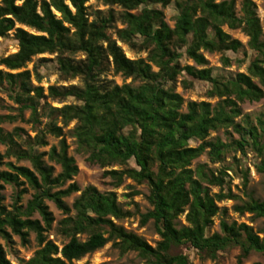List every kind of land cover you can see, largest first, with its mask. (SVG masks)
<instances>
[{
	"label": "trees",
	"instance_id": "trees-1",
	"mask_svg": "<svg viewBox=\"0 0 264 264\" xmlns=\"http://www.w3.org/2000/svg\"><path fill=\"white\" fill-rule=\"evenodd\" d=\"M88 1L0 0V38L13 32L19 47L0 59L5 69L0 70V91L17 111L16 116H0V121L21 119L22 112L28 110L27 122L35 132L33 138L23 140L22 148L17 142L22 139V129L5 133L0 128V145L5 146L0 166L7 169L0 170V190L2 185L15 190L12 210L5 211L0 204V239L9 247V229L24 246L28 233H35L38 248L20 264H73L109 242L120 254L135 252L143 264H189L180 252L182 248L193 249L201 259L212 261L237 248L236 264H242L249 252L264 256V236L244 223L220 219L219 232L207 235L220 212L216 203L236 198L225 189V170L229 169L215 172L206 164L190 168L204 153L211 164H216L228 152L245 156L251 151L260 159L257 169L264 171V114L253 122L239 107L244 102H259L264 96V40L255 4L241 0L237 10L235 0H96L104 6L119 7L121 12L115 15L111 10L96 11L89 19ZM171 3L176 11L172 27L165 22L162 10L156 8ZM224 27L240 30L254 54L246 72L231 78L213 77L203 55L242 49ZM117 42L132 51L145 52V58L128 59ZM41 54L55 56L61 81L78 79L81 86L51 85L43 95V87L33 85L30 72L25 70L26 64ZM183 54L193 65H181ZM77 55L82 58L77 59ZM221 63L227 66L229 59L222 55ZM109 71L137 85H117L105 78ZM179 77H186L179 81L185 89L192 81L208 82L207 96L217 101H188L182 111L184 101L175 91ZM40 80L37 76L36 81ZM67 98L79 104L58 108L41 104L45 99L62 103ZM41 118L45 119L42 128ZM71 122L75 123L70 134L76 151L86 155L89 164L104 169L101 176L110 180L111 187L118 188L125 178L147 185L151 208L140 215L139 224L152 222L159 237L155 246L115 223L131 213L118 204L114 192H99L93 186L79 190L74 183L63 188L78 171L63 138V129ZM228 128L238 139L228 143L207 139L210 132ZM47 134L59 139L58 146L38 153V147L47 146ZM190 141L198 144L191 147ZM44 156L59 165L60 172L55 176L52 167L44 163ZM9 157L29 161L32 170L3 163ZM129 161L134 167L128 165ZM239 173L245 181L247 169L243 167ZM24 182L33 191L25 207L19 205L25 192L19 188ZM210 187H217L218 193L211 194ZM74 193L79 194L69 208L63 199ZM44 201L66 215L59 222V232L67 239L60 248L44 235L52 222ZM232 210L264 220V201L249 199ZM34 213L44 226L30 219ZM80 235L86 238L81 241ZM0 264H13L2 245Z\"/></svg>",
	"mask_w": 264,
	"mask_h": 264
},
{
	"label": "rangeland",
	"instance_id": "rangeland-1",
	"mask_svg": "<svg viewBox=\"0 0 264 264\" xmlns=\"http://www.w3.org/2000/svg\"><path fill=\"white\" fill-rule=\"evenodd\" d=\"M241 0H235L236 9H239V3ZM256 6V12L262 24V34L264 40V0H251ZM88 7L87 13L91 16L89 19H92V15L96 11L107 12L111 10L115 15L121 12V9L116 6L108 7L102 5V3L97 2L96 0H89L86 3ZM156 8L161 9L165 22L168 26L172 27L174 24V19L176 16V11L173 4L171 3L166 8H161L156 6ZM117 28H120L119 23L114 24ZM16 27H21L31 34L38 35L36 31L29 29L24 26L16 25ZM223 30L233 39L238 40L242 44V49L237 53L225 52L224 54L219 53H207L203 52V55L207 61L206 68L211 70L213 77L221 76L225 78H231L236 73H245L246 67L249 64L251 58L254 54L247 48V37L241 33L240 30H228L223 28ZM112 38H115L113 35V30H110ZM121 47L124 55L131 60L145 58V52L132 51L127 48V46L117 42ZM17 42L13 38V32H9L8 35L4 38H0V59L6 56H9L17 51ZM183 51V50H182ZM180 51V52H182ZM183 53V52H182ZM225 56L229 59L227 66L222 65L221 57ZM77 59L82 58L81 55L76 56ZM181 65H193L192 61L186 58L183 54L181 60ZM0 70L5 69L0 66ZM25 70L30 72V81L33 85H39L43 87V95L47 94L48 86H81L78 79H73L69 81H61L57 72V65L54 55L41 54L32 58L31 62L27 63ZM13 73L16 71H12ZM40 77V82L36 81V78ZM105 78L114 82L117 85L123 83L132 85H137V82H132L131 79H123L120 75H114L112 71H109ZM186 79V77L177 78V83L175 86V91L178 93L184 104L182 106V111H185V105L188 101L195 102H209L214 104L217 99L209 98L207 96V91L210 89V84L204 81H192L189 88H183L179 83L180 80ZM264 91V87H263ZM264 93V92H263ZM48 104L51 107H61L64 104H79L73 98H67L64 102L59 103L57 101H51L50 99H45L41 101ZM15 105L8 100L5 92L0 91V116H16L17 111L15 110ZM241 113L243 115H248L250 119L255 122V119L260 115L264 114V96L259 102L248 103L244 102L239 104ZM29 118V111L22 112V118L17 119L13 122L9 121H0V128L5 133L11 132L15 128L22 129V139H17L19 145L24 148L22 142L28 136L33 138L35 132L31 123L27 122ZM239 117L235 121H239ZM42 128L45 119H40ZM74 122L68 124L66 128L63 129V138L67 145V154L72 157L74 163L78 169L77 174L72 178L71 181L66 182L63 188L67 187L68 184L74 183L79 188L83 190L87 186L95 187L99 192H108L112 191L115 193L118 204L124 209L131 213L129 218L115 221V223L126 231L132 232L135 235L142 238L150 246H155L159 241V237L156 234L152 222L149 221L145 225L141 226L139 224L140 215L146 213L150 210V205L147 200L149 190L146 184H137L130 179H124L122 184L118 188H113L110 185V180L107 178H102L101 174L104 169L99 168L97 165H91L86 161V155L76 151L75 139L71 136L70 132L74 128ZM60 125V124H58ZM218 138L221 142L228 143L231 140L238 139V135L232 132L231 128L220 129L218 131L210 132L208 140H214ZM45 141L47 146L38 147L36 150L38 153L47 152L50 147L58 146V138L53 137L52 135L47 134L45 136ZM198 144L197 141H190L189 146L194 147ZM5 152V146L0 145V155H3ZM43 161L46 165L51 166L53 169V176L60 172L59 165L55 164L52 161H49L47 156L43 157ZM239 161V163L237 162ZM260 159L251 151H246V155L242 156L240 152H228L223 157L222 162L211 164L208 160L207 155L204 153L191 163V169L197 164H206L207 167L211 168L213 171L225 170L227 177H225L226 187L225 189H230L231 193L236 197L232 200H223L217 202L216 205L219 207L220 212L213 218L212 226L208 229L207 235H211L215 232H219V221L220 219L226 220L228 223L235 222L237 224L244 223L251 227L252 231L258 233L260 237L264 236V220L261 218H255L251 214L240 215L234 212L233 206L239 205L242 202H246L249 199H255L264 201V171L258 170L257 166L259 165ZM11 162L16 166H23L32 170V166L29 161L22 160L16 161L14 158L9 157L3 160V163ZM128 165L134 167L132 161L128 162ZM246 168L248 171L247 178L243 181L239 170L241 168ZM120 167L114 166L113 169H119ZM0 170H7L5 166H0ZM22 181V179H20ZM1 185V183H0ZM19 189H24V193L21 196L20 204L25 207L26 203L32 198L33 191L28 187L24 182ZM219 189L217 187H210L211 194L218 193ZM15 190L10 185H2L0 190L1 206L5 211L12 210V203L14 198ZM79 193L71 194L70 196L64 198V203L67 207H71L72 201L77 197ZM48 205V211L51 213L52 222L44 233L47 240L51 241L58 248L64 244L67 239L64 238L59 232V222L66 216L61 211L56 209L55 205L49 201H44ZM224 210V211H222ZM70 215H73V212H70ZM30 219L38 220L41 226L43 221L37 213L32 214ZM179 223L184 224L183 216L179 217ZM7 232L11 237V244L9 247L5 242L0 239V245L5 250L6 258L13 264H20L21 261L29 259L34 251L38 248L35 233H28V243L22 245L20 239L17 235L11 234L10 230L7 229ZM79 240H84L85 235L78 236ZM182 254L186 255L188 258L189 264H236L237 256L239 255V249L234 248L230 249L222 254L215 261L210 259H201L199 255L193 249L182 248L180 249ZM73 264H143L142 260L137 256L135 252H127L125 254H120L119 251L113 247L112 242L107 243L103 248L88 254L81 258L79 261H74ZM242 264H264V256L255 252H249L248 256L242 260Z\"/></svg>",
	"mask_w": 264,
	"mask_h": 264
},
{
	"label": "water",
	"instance_id": "water-1",
	"mask_svg": "<svg viewBox=\"0 0 264 264\" xmlns=\"http://www.w3.org/2000/svg\"><path fill=\"white\" fill-rule=\"evenodd\" d=\"M55 14H56L57 17L59 16L57 13H55Z\"/></svg>",
	"mask_w": 264,
	"mask_h": 264
}]
</instances>
